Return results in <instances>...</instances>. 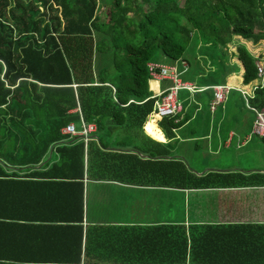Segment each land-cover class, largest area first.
I'll use <instances>...</instances> for the list:
<instances>
[{
  "label": "trees",
  "instance_id": "16d2710c",
  "mask_svg": "<svg viewBox=\"0 0 264 264\" xmlns=\"http://www.w3.org/2000/svg\"><path fill=\"white\" fill-rule=\"evenodd\" d=\"M100 8L97 0H0V222L15 221L4 216L18 211L56 214L41 220L66 219L24 225L19 244L16 232L8 238L19 246V257L7 259L21 264H264L261 224L171 223L118 230L94 225L83 233V146L64 144L60 131L79 118L94 123L96 132L132 136L143 131L157 99L147 71L156 55L184 60L193 84L206 86L195 92L206 104L210 86L239 71L243 84L258 80L264 0H111L101 17ZM243 102L232 89L226 114L248 113L252 119ZM247 105L264 117V75ZM178 116L161 117L157 126L171 135L186 117ZM148 123L151 134L156 128ZM121 141L127 145L132 139ZM112 156L124 162L132 157ZM86 157L92 179L146 182L143 174L159 164L167 172L164 184L188 187V172L175 159L134 157L127 170H102L88 167L102 154L88 149ZM21 176L30 183L65 184V192L54 200L19 195L17 184L26 182Z\"/></svg>",
  "mask_w": 264,
  "mask_h": 264
},
{
  "label": "crops",
  "instance_id": "0c3cea01",
  "mask_svg": "<svg viewBox=\"0 0 264 264\" xmlns=\"http://www.w3.org/2000/svg\"><path fill=\"white\" fill-rule=\"evenodd\" d=\"M166 80L168 79L149 81V86L154 95L168 86L160 87L161 82ZM261 80L262 78H259L243 84L241 83L240 71L238 74L229 76L226 82L222 83L228 86L229 89L225 94L224 101L220 103L222 104L220 113L197 118L196 111L187 113L182 107L181 111L178 112V118L181 119L186 116L185 120L171 135H165L157 126L160 118L150 116V113L142 126L143 131L132 136L125 132H96L94 123L84 122L82 118H79L77 123L71 122L74 126L78 124V128L75 127L77 130L80 129L81 122L93 125V130L86 134L79 133L70 136L61 133L65 136V141H61L64 144L69 146L82 143L83 146V177L81 180V225L83 233L86 226L94 225L114 227V230L124 226H146L151 228L171 223H180L185 226L204 223L264 225V158L261 159L259 164L248 167L242 166L237 160L236 164L233 162L232 165L221 167L216 164V159H214L224 152H233L235 155L249 151L264 154V138L262 137L264 133L257 134L252 131L255 118L253 109L255 111L262 110L247 105V98L252 95L253 89L258 83H261ZM232 89L240 94L244 105L254 113L250 130L242 127L245 121L242 117L243 114H226V100ZM195 92L191 93L194 94ZM212 96L213 91L211 89L210 101ZM148 122H152V126L154 124L153 127L159 131L160 137H153L150 134L147 127H145ZM99 138H102V140H99ZM125 138H130L132 141L127 145H123L124 142L121 140H125ZM88 149L91 151L94 149L102 154V160L98 164H88L89 169L106 170L113 168L127 170L130 167L129 164L134 162V157L156 162L170 159L178 160L183 163L188 172V187L173 189L168 184H164V181L168 179L167 172L164 170V166L159 164H151L152 168L149 175L143 174L146 176V182L92 179L86 174ZM48 153L51 154L50 151ZM113 154L132 156L131 162H127V159L124 162L112 156ZM205 158H209L212 165L206 164ZM40 166L41 164H38L37 168ZM206 177H208V181L205 184ZM20 179L26 182L17 184L18 194L25 195V197L39 196L42 198L52 195L54 200L59 197V194L61 196L65 192V184L57 185L53 184V181L47 182L39 179H36L34 183H30L31 179L27 180L24 176H21ZM59 186L62 187L61 191L58 189ZM198 193L207 194L210 197L208 204L211 208L208 209L211 210V214L212 212L217 213V215L210 214L212 221H200L198 219L189 221V216L186 213L183 217L171 219L169 211L171 194L181 197L184 202L189 194ZM70 196L72 195L70 194ZM17 213L8 212L4 216L15 221L0 222L11 224V226L0 224V232H2V236H0V240L2 238L0 255L6 258H0V264H21L19 261L14 260L11 263L7 259L11 254H16L19 257L20 251L18 245L15 246L14 243L8 242V238L13 237L16 232L17 237L15 239L16 243L19 244V237L23 236L24 225L40 224L48 226L53 225V222H65L64 220H66H41L46 215L56 217V214H51L48 211L27 214L18 211ZM27 215H36V218H33L32 221L26 220Z\"/></svg>",
  "mask_w": 264,
  "mask_h": 264
},
{
  "label": "rangeland",
  "instance_id": "374dc122",
  "mask_svg": "<svg viewBox=\"0 0 264 264\" xmlns=\"http://www.w3.org/2000/svg\"><path fill=\"white\" fill-rule=\"evenodd\" d=\"M111 3V0H97V4L99 7V11L97 14L99 16H102V12L104 10V6H108ZM250 49H254L255 46L248 45ZM257 53H261V56L258 57V61L262 64H264V41H262L258 46H256ZM253 52V51H252ZM256 55V54H255ZM155 62L158 64H164V65H173L176 66L178 71V78L181 81H188L191 83H194L192 80L194 77L192 76V72L188 69V66L186 67L185 71H181L183 67L179 62H174L171 60H168L167 58L163 56L156 55L154 58ZM165 83V84H164ZM172 83L169 80H166L165 82H161V88L165 85L170 86ZM167 86V87H168ZM164 88V87H163ZM199 93H191L187 91L186 89H178L177 91V98L180 102L181 106L184 108V110L187 113H192V111H196L198 117L201 118L203 116H213L218 113H220L222 104H219L215 106V109L213 111L209 110V105L206 104L205 101H199L198 96L201 97L203 94ZM242 117H244L245 121L243 123V128L246 130H250L252 120L251 117L248 116V113H243ZM154 126V124H153ZM75 127L78 128V124H75ZM157 130V129H156ZM154 130L151 129V134L154 137ZM196 156V155H194ZM264 158V154H257L253 153L251 151L245 152V153H238L234 154L233 152H224L220 154L218 157L214 158L216 159V164L218 166L224 167L228 165H232L233 162L236 164V160L239 161V163L244 166H252L259 164L261 162V159ZM200 159V158H199ZM206 161V164H211L212 162L209 161V158L204 159ZM210 200V197L207 194H189L186 198V200L183 202L181 197H178L176 194H171L170 197V217L171 219L183 217L184 213H186L189 216V221L192 219H198L200 221H212V217L210 218L211 210L209 211L208 208H211V206L208 204ZM165 210V209H164ZM212 212L211 215H217V213Z\"/></svg>",
  "mask_w": 264,
  "mask_h": 264
},
{
  "label": "built area",
  "instance_id": "2783aa9c",
  "mask_svg": "<svg viewBox=\"0 0 264 264\" xmlns=\"http://www.w3.org/2000/svg\"><path fill=\"white\" fill-rule=\"evenodd\" d=\"M179 63L183 67L181 71H185L187 63L184 60H180ZM256 74L259 78L264 75V64L259 61L255 62ZM147 71L150 77V81H159L161 79H168L171 81V85L158 91L155 95L157 99L154 101L153 109L150 112V116H156L161 118L164 116L174 115L181 111L182 106L177 98L178 89H186L189 92H194L197 90H202L206 86L196 87L193 83L188 81H181L178 78V71L176 66L158 64L156 62L147 63ZM210 88L213 91L212 100L209 102V110L213 111L215 106L222 103L225 98V94L229 87L223 84H214ZM255 118L252 124V131L257 134L264 133V117L262 111H255ZM93 130L92 124H83L81 122L80 129H76L74 124L69 122L61 128V133L68 134L70 136L75 134H86L87 132Z\"/></svg>",
  "mask_w": 264,
  "mask_h": 264
},
{
  "label": "bare ground",
  "instance_id": "6f19581e",
  "mask_svg": "<svg viewBox=\"0 0 264 264\" xmlns=\"http://www.w3.org/2000/svg\"><path fill=\"white\" fill-rule=\"evenodd\" d=\"M153 132H154V137H160V133L158 130L155 129Z\"/></svg>",
  "mask_w": 264,
  "mask_h": 264
}]
</instances>
